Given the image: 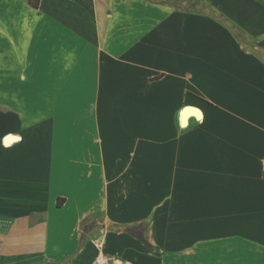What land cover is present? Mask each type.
I'll list each match as a JSON object with an SVG mask.
<instances>
[{"label":"crops","instance_id":"1","mask_svg":"<svg viewBox=\"0 0 264 264\" xmlns=\"http://www.w3.org/2000/svg\"><path fill=\"white\" fill-rule=\"evenodd\" d=\"M262 159L264 0H0V264H264Z\"/></svg>","mask_w":264,"mask_h":264},{"label":"trees","instance_id":"2","mask_svg":"<svg viewBox=\"0 0 264 264\" xmlns=\"http://www.w3.org/2000/svg\"><path fill=\"white\" fill-rule=\"evenodd\" d=\"M150 1L160 3V4H167L179 10H194L195 6L201 0H150ZM38 2L39 0H29V3H31L33 6H37ZM182 4H185V6L182 7ZM127 231L131 235L135 236L140 241H142L148 248H151L150 243L143 236L144 227L142 224L127 227Z\"/></svg>","mask_w":264,"mask_h":264},{"label":"built area","instance_id":"3","mask_svg":"<svg viewBox=\"0 0 264 264\" xmlns=\"http://www.w3.org/2000/svg\"><path fill=\"white\" fill-rule=\"evenodd\" d=\"M261 167L264 169V159L261 160ZM95 245L97 248H102V240L96 239ZM91 264H115L114 259L110 256L102 254L101 251L97 253ZM118 264H131L130 261H123Z\"/></svg>","mask_w":264,"mask_h":264},{"label":"bare ground","instance_id":"4","mask_svg":"<svg viewBox=\"0 0 264 264\" xmlns=\"http://www.w3.org/2000/svg\"><path fill=\"white\" fill-rule=\"evenodd\" d=\"M181 114H182L184 120H186L187 116H189V115H195L197 117L200 116L199 110L196 109V108H193V107H185V108H183Z\"/></svg>","mask_w":264,"mask_h":264},{"label":"rangeland","instance_id":"5","mask_svg":"<svg viewBox=\"0 0 264 264\" xmlns=\"http://www.w3.org/2000/svg\"><path fill=\"white\" fill-rule=\"evenodd\" d=\"M184 6H185V4H182V7H184ZM199 8H200V6L197 7V9H199ZM73 115H75V113H73ZM73 115H72V116H73Z\"/></svg>","mask_w":264,"mask_h":264}]
</instances>
